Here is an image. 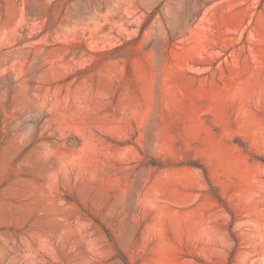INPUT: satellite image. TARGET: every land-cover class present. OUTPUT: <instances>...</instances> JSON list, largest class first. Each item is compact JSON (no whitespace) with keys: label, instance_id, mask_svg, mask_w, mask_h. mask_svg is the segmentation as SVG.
Listing matches in <instances>:
<instances>
[{"label":"rangeland","instance_id":"rangeland-1","mask_svg":"<svg viewBox=\"0 0 264 264\" xmlns=\"http://www.w3.org/2000/svg\"><path fill=\"white\" fill-rule=\"evenodd\" d=\"M0 264H264V0H0Z\"/></svg>","mask_w":264,"mask_h":264},{"label":"trees","instance_id":"trees-1","mask_svg":"<svg viewBox=\"0 0 264 264\" xmlns=\"http://www.w3.org/2000/svg\"><path fill=\"white\" fill-rule=\"evenodd\" d=\"M261 161H263V160H261Z\"/></svg>","mask_w":264,"mask_h":264}]
</instances>
